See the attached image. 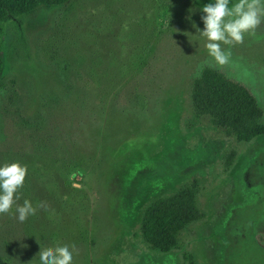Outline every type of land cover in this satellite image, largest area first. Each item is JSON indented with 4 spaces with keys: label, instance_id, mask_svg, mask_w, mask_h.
Wrapping results in <instances>:
<instances>
[{
    "label": "rangeland",
    "instance_id": "rangeland-1",
    "mask_svg": "<svg viewBox=\"0 0 264 264\" xmlns=\"http://www.w3.org/2000/svg\"><path fill=\"white\" fill-rule=\"evenodd\" d=\"M207 2L40 5L25 17L27 49L6 26L0 164L26 166L16 203L37 211L0 214V264H35L39 244L75 245L72 264H264V135L240 142L193 104L210 58L192 21L203 27ZM210 68L264 112V21ZM191 185L206 217L178 249H152L145 210Z\"/></svg>",
    "mask_w": 264,
    "mask_h": 264
},
{
    "label": "trees",
    "instance_id": "trees-1",
    "mask_svg": "<svg viewBox=\"0 0 264 264\" xmlns=\"http://www.w3.org/2000/svg\"><path fill=\"white\" fill-rule=\"evenodd\" d=\"M69 0H0V77L4 72L3 37L7 25L13 27L17 41L28 48L25 17L40 5L57 6ZM197 111L212 117L215 125L225 128L240 142L264 135V112L255 95L243 82L221 71L205 67L192 85ZM235 156L232 152L230 158ZM231 159L228 160L229 167ZM195 185L176 194L161 197L145 210L142 235L152 249L167 253L178 249V235L206 215L197 204Z\"/></svg>",
    "mask_w": 264,
    "mask_h": 264
},
{
    "label": "clouds",
    "instance_id": "clouds-1",
    "mask_svg": "<svg viewBox=\"0 0 264 264\" xmlns=\"http://www.w3.org/2000/svg\"><path fill=\"white\" fill-rule=\"evenodd\" d=\"M200 11L203 27L192 21L196 29L194 35L198 42L203 40L210 58L209 66H222L228 63L231 48L242 43L245 35H256L257 27L264 21V0H208L201 4ZM26 174V166L18 161L0 164V214L11 213L14 208L20 222L37 211L28 199H24L23 204L16 203L21 197L19 189L24 185ZM72 186L81 187L76 183ZM75 251V245L43 248L39 244L34 254L35 264H72Z\"/></svg>",
    "mask_w": 264,
    "mask_h": 264
}]
</instances>
